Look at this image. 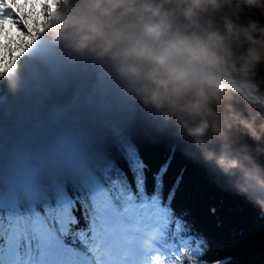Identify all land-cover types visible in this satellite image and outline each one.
<instances>
[{"label": "snow or ice", "instance_id": "1", "mask_svg": "<svg viewBox=\"0 0 264 264\" xmlns=\"http://www.w3.org/2000/svg\"><path fill=\"white\" fill-rule=\"evenodd\" d=\"M60 3L0 0V264H231L173 209L181 176L165 195L171 157L149 188L137 132H166L101 69L36 49Z\"/></svg>", "mask_w": 264, "mask_h": 264}, {"label": "clouds", "instance_id": "2", "mask_svg": "<svg viewBox=\"0 0 264 264\" xmlns=\"http://www.w3.org/2000/svg\"><path fill=\"white\" fill-rule=\"evenodd\" d=\"M245 10L264 0H61L37 42L101 69L264 212V25Z\"/></svg>", "mask_w": 264, "mask_h": 264}, {"label": "trees", "instance_id": "3", "mask_svg": "<svg viewBox=\"0 0 264 264\" xmlns=\"http://www.w3.org/2000/svg\"><path fill=\"white\" fill-rule=\"evenodd\" d=\"M242 15L264 25V17L258 11L245 10ZM261 76L264 77V68ZM6 91L10 99L17 94V89ZM137 144L151 169L149 188L152 173L171 157L164 192L167 195L176 178L182 177L172 207L189 224L194 235L207 241L208 251L202 259L231 257V264H264V212L231 191L208 168L186 154L184 145L170 133L149 135L145 128L137 132Z\"/></svg>", "mask_w": 264, "mask_h": 264}, {"label": "rangeland", "instance_id": "4", "mask_svg": "<svg viewBox=\"0 0 264 264\" xmlns=\"http://www.w3.org/2000/svg\"><path fill=\"white\" fill-rule=\"evenodd\" d=\"M35 47L37 50H39V49H42L43 47H46V46L44 45L43 41H38V42H36Z\"/></svg>", "mask_w": 264, "mask_h": 264}]
</instances>
